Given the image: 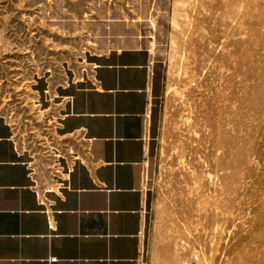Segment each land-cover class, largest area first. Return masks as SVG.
<instances>
[{
    "label": "rangeland",
    "instance_id": "1",
    "mask_svg": "<svg viewBox=\"0 0 264 264\" xmlns=\"http://www.w3.org/2000/svg\"><path fill=\"white\" fill-rule=\"evenodd\" d=\"M106 23L131 24L159 67L147 164L169 248L155 264H264V0H0L16 137L63 113Z\"/></svg>",
    "mask_w": 264,
    "mask_h": 264
},
{
    "label": "crops",
    "instance_id": "2",
    "mask_svg": "<svg viewBox=\"0 0 264 264\" xmlns=\"http://www.w3.org/2000/svg\"><path fill=\"white\" fill-rule=\"evenodd\" d=\"M131 26L104 25L87 79L30 140L0 116V264H155L168 252L147 164L159 67Z\"/></svg>",
    "mask_w": 264,
    "mask_h": 264
}]
</instances>
